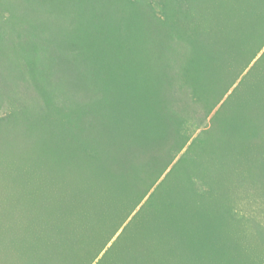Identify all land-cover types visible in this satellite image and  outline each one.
<instances>
[{
    "label": "rangeland",
    "instance_id": "1",
    "mask_svg": "<svg viewBox=\"0 0 264 264\" xmlns=\"http://www.w3.org/2000/svg\"><path fill=\"white\" fill-rule=\"evenodd\" d=\"M13 1L19 7L8 6L2 9L0 6V13L3 14H0V18L5 21L8 19L12 23L11 27L14 28L12 30L10 27L5 30L0 28L4 36V41L0 40V60L4 62L3 66L0 64V143L6 149L5 153L0 150V257L5 256V252L12 253L10 256L18 259V262L10 264H84L83 259L87 251L80 244L83 239L82 225H85V220L76 221L77 241L70 236V244H65V240H69L70 221L66 219V222H61V228L54 226L50 231L43 229L45 223L41 216L47 208L50 210L52 194L44 198L40 197L41 201L29 203L30 200L23 191L28 187L17 182V179L21 181L27 176L32 180V184L40 182L41 178L45 177V173L53 171L56 167L54 154L51 157L50 150L47 155L42 151L35 155H27L28 159H24L23 165L20 166L15 153L25 145V139L30 136L29 125L44 123V119L39 118L44 117L41 112L46 111L37 109H43L47 103L39 73L42 64L40 63L41 45L27 38L23 39L25 43L19 47L15 34L18 32L25 34V30L21 28L23 23L29 26L33 22L42 27L43 23L39 21L43 20L47 23L56 22L52 24L54 26L51 25L53 28L66 29L65 25L69 18L75 19V15L71 11L67 13L68 0H47L53 6L50 9L66 13L50 12L49 14L37 11L33 15L30 12V5L33 3L40 5L43 0ZM142 1L144 0L123 2L127 6L133 5L135 9L139 7L137 22L139 28L144 30L143 33L141 31L144 37L140 39L139 35L128 33L126 37L128 40L121 44V47L125 51L126 49L128 52L131 51L139 59L145 56V59L138 63L142 66L137 71L138 83L158 86L161 80L160 74L173 71L170 67L173 63L169 62V58L164 57V45L151 39L153 34L149 28L156 30L154 35L159 41L162 42L163 39L167 43L168 38L164 36V33L170 30L173 22L180 20L175 4L165 5L160 0H150L152 6L154 4V9L150 10L142 4ZM252 5H255L257 10H252ZM246 7H250L251 10H245ZM201 8L203 15L193 10L192 20H187L188 25L198 28L196 35L207 41L208 49L206 53L203 54V50L198 55L197 63L196 60L194 61L197 67L191 68L188 65L187 67L191 70L182 75L184 85L189 79L194 78V88L200 92V95L198 92L192 95L191 90L186 86L184 89L186 95L183 98L180 96L178 98L177 93L181 95L178 90H175V96L169 97L172 105L178 106L180 100L184 102H182L185 111L183 114L187 119L181 124L177 123L176 127L180 125L182 134L172 142V145L177 144V146L184 143V147L177 152H175L176 148L172 150L175 161L171 166L176 162L179 164L169 178L168 185L171 187L165 192L160 202L157 201V208L174 191L176 197H184L187 200L184 206L188 208H192L195 203L203 204L205 208L201 213L204 216L209 215L207 218L210 220L209 226L215 227L221 235H217V238L209 236V240L206 241L207 235L203 232L206 233L207 230L197 231L188 221L185 228H188L189 240L185 242L198 244L202 248L200 252H173L170 255L164 252L160 256L161 259L158 255L150 257L147 252H124L119 258L125 261L118 259L115 264H264V58L260 60L264 55V46L258 51L264 40V0H243L239 3L232 2V4L228 0H204ZM195 12L200 15H196ZM120 15L124 17L125 13ZM72 25L74 24H69V28H72ZM119 25H121L120 30L123 26L125 27L122 19ZM91 30L95 31V25ZM98 30L101 32L95 33L103 38V45L116 46L114 33L105 29L98 28ZM238 32H241V35L237 34ZM49 33L41 32L44 35ZM253 54H256L255 58L249 63ZM259 60V67L252 70V66ZM146 72L151 74V79H142V74ZM246 72L249 73L248 76ZM231 81L230 86L228 84ZM171 83L175 87L179 86L174 79ZM227 87L230 88L227 94L222 97L218 95L219 91ZM182 88L183 86L179 87L181 90ZM234 88H239L238 93L230 98L232 100H229L230 102L221 112L217 113ZM69 90H75V92L79 90V97L83 99L95 95L90 91L86 93L75 89L73 85L68 86L66 91ZM219 98L222 100H219L215 107H211V104L213 105ZM33 99L37 107L33 106ZM254 104L255 107H253ZM206 108H210L209 114ZM63 110V113L54 114L53 123L57 125L55 130L59 131L58 127L62 122L70 121L72 126L83 130L81 125L90 128L92 116L83 114L78 111V108ZM249 111V116L253 118V129L246 122L247 119L245 120V115ZM235 112L239 114V118L230 122L233 117L231 115ZM70 113L77 114L75 116L80 125L72 121ZM236 121L246 122V125L243 127L241 124L240 127V123H234ZM88 147V157L95 158L97 155L95 150ZM173 153L170 152V155ZM3 154H7V157ZM34 167L39 170L34 171ZM169 170L170 168L166 173ZM25 171H28L29 175L26 176ZM133 187L135 190L131 192L130 199L136 200L140 195L137 191L139 185L133 184ZM38 203H45L47 207L35 219L25 214L29 221L26 219L27 221L19 223L25 218L24 210L33 209L38 213L36 209L42 208ZM117 210L123 215L121 210ZM66 212L68 213L67 208ZM131 217L132 215L124 225ZM136 218L133 224L135 228L132 234L128 233L129 238L126 244L131 245L132 248H135L141 238L142 232L138 227L144 216L140 215ZM47 220L54 225L55 221L51 215ZM115 222H117L116 217H112V223L109 224ZM85 227L83 233L86 240L89 236H87L88 227ZM104 228L103 233L109 238L107 233L108 235L110 233L107 232L109 229L106 223ZM30 230H33L35 234H32ZM121 230L122 228L102 252L111 246ZM56 234L62 239H54ZM46 239H51V249L33 252L36 246L41 245L39 241ZM93 241L94 239L90 238L87 243L88 252H97L101 247L97 241ZM32 243H34L33 247ZM125 243L123 241L122 245ZM51 256L57 258L51 260L49 259ZM10 259L13 258L10 257Z\"/></svg>",
    "mask_w": 264,
    "mask_h": 264
},
{
    "label": "trees",
    "instance_id": "2",
    "mask_svg": "<svg viewBox=\"0 0 264 264\" xmlns=\"http://www.w3.org/2000/svg\"><path fill=\"white\" fill-rule=\"evenodd\" d=\"M124 1L68 0L67 13L68 11L73 12L75 19L69 18L67 26L65 25L66 29L53 28L52 24L56 22L47 23L43 20L39 21L43 23L42 27L33 22L29 26L23 23L21 28L25 30V34L22 32L15 34L19 47L25 43L23 39L27 38L33 39L41 45L40 63L42 64L39 73L47 100L43 109H37L46 111L41 112L44 117L39 118L44 119V123L29 125L30 136L25 139V145L15 152L17 161L22 166L24 159H28L27 155H35L41 151L47 155L50 150L52 152L50 156L52 157L54 154L56 159L54 170L43 172L46 175L41 178L40 182L32 184V180L27 176L29 175L28 171H25L27 177L21 181L17 179V182L28 187L23 191L30 200L29 203L41 201V198L52 194L51 202L49 201L50 210L47 208L41 216L45 223L43 229L50 231L54 226L61 228V222H66V219L70 221L69 240L66 239L65 244H70V236L77 241L76 221L78 219L79 221L85 220V225H82L83 239L80 244L87 251L86 257L83 259L84 264H93L94 262L96 264H115L116 260L122 259L119 256L124 252H147L150 257L151 255L160 257L164 252H168L169 255L173 252H200L202 248L198 244L185 242L189 240V231L188 228H185L188 221L195 226L197 231L207 230L206 233L203 232L204 235H207L206 241L209 240V236L217 238V235L220 234L215 227L209 226L210 220L207 219L209 215L204 216L201 213L205 208L203 204L195 203L192 208H188L184 206L187 200L184 197H176L174 191L157 208V201L160 202L165 192L170 189L169 178L179 164L176 162L171 166L175 161L172 150L176 148L175 152H177L184 147V143L179 146L172 145L174 139L182 134L180 125L176 127L177 123L181 124L187 119L183 114L185 112L183 100L179 101L178 106L172 105L169 97L175 96V90H178L181 92V95L177 93L178 98L179 96L183 98L186 95V90L184 91L186 86L191 90L192 95L198 92L194 88V78L189 79L184 85L182 75L190 69L187 67L188 65L191 68L197 67L194 61L196 60L197 63L198 55L203 50V54L206 53L208 49L207 41L196 35V32L199 31L198 28L188 25L189 21L187 20H192L194 11H199L203 15L201 5L204 0H160L165 5L175 4L180 21H175L176 24L173 22L172 26L170 25V30L164 33V36L168 38L167 43L163 39L162 42L159 41L154 35L156 30L149 28L151 34L154 35H151V39L164 45L163 55L166 59L169 58L170 63H173L170 64L173 71H165L162 75L160 74L159 79L161 80L158 86H153L150 83L148 85L138 83L137 71L142 68L138 63L143 61L145 56L143 55L139 59L131 51L128 52L127 49L125 51L121 47V44L127 42L128 33L139 35L141 39L144 31L143 28H139L137 22L139 7L135 9L133 5L127 6V4H123ZM228 1L232 4V2L239 3L243 0ZM142 4L150 10L154 9V4L152 6L150 0H144ZM0 6L2 9L8 6L19 7L13 0H0ZM30 6L32 15L37 11L49 14L50 12L66 13L50 9L53 6L47 0H43L40 5L33 3ZM251 8L257 10L255 5H252ZM244 9L251 10L250 7ZM237 10L240 9L237 8ZM123 13H125L124 17L120 15ZM121 19L125 27L123 26L120 30ZM69 24L74 25L69 28ZM11 25L12 23L8 19L5 21L0 18L1 29L5 30L10 27L11 29H9L12 30L14 28ZM93 25H95L94 32L91 30ZM98 28L114 33L115 47L102 44L103 38L95 33L100 31ZM41 32L50 33L44 35ZM237 34L241 35V32ZM0 36H2L0 40L4 41L1 31ZM13 38L15 37L13 36ZM263 46L264 40L258 51ZM255 55H251L249 63L255 58ZM263 58L264 55L260 60ZM260 60L252 66V70L259 67ZM3 63L0 60L2 66ZM144 65L147 66L145 63ZM248 74L246 72L247 76ZM142 77V79H151V74L146 72L142 74ZM173 79L179 83V86L175 87L171 83ZM231 83L232 81L228 85ZM71 85L75 89L86 93L90 91L95 95L86 99L80 98L79 90H76L77 92L75 90L66 91ZM65 86L66 88H64ZM182 86V90L179 89ZM229 87L223 88L224 90L219 91L218 95L222 97L227 94L230 90ZM238 89L234 88L217 113L221 112L232 100L230 98L238 93ZM198 94L200 95V92ZM219 100L222 99L219 98L213 105L211 104V107H215L220 102ZM32 104L37 107L34 99ZM242 105L244 106L243 103ZM76 108L83 114L87 113L89 117H93L90 128L81 125L83 130L80 127L72 126L70 121L69 123L62 122L58 127L59 131L55 130L57 125L53 123L54 114L63 113V109L67 111ZM210 108H206L207 114H209ZM249 113L250 111L245 115V120L247 119L246 122L253 129V118L249 116ZM75 115L77 114H71L70 117L72 116V121L80 125ZM231 116L233 117L230 122L239 118V114L236 112ZM246 122L236 121L234 123H240V127L241 124L244 127ZM61 133L62 135H60ZM0 145L1 152L5 153L4 145L1 143ZM88 146L95 150L97 154L95 158L88 157ZM170 152L173 155H170ZM3 155L7 157V154ZM169 168L170 170L166 173ZM37 169L34 167V171L37 172L39 170ZM163 175L164 177H162ZM133 184L139 185L137 191L140 195L136 200L130 199L131 192L135 190ZM38 204L42 207L36 209L38 213L33 209L24 210L25 218L19 223L26 219L29 221L27 214L35 219L47 207L45 203ZM130 205L132 206L130 207ZM117 209L121 210L123 215ZM49 215L55 221L54 225L47 220ZM131 215V219L124 225ZM140 215L144 216L138 227L142 235L135 248H132L131 245H126L129 238L128 233L132 234L135 228L133 224L136 217ZM112 217H116L117 222L110 225ZM105 223L109 229L107 231L110 233L109 235L107 233L109 238L103 233ZM85 226L88 227L87 236H89L86 240L83 233ZM121 228L122 230L115 241L105 252H102ZM33 230L30 231L35 234ZM53 238L62 239V237H57V234ZM90 238H93L101 246L97 252H88L87 243ZM123 241L126 242L124 245H122ZM39 242L41 245L36 246L33 252L51 249V239ZM31 246L33 247L34 243ZM119 250L121 252H118ZM10 254L12 253L5 252V256L0 257V264L18 262V259ZM10 257L13 258V261ZM56 258L49 257L51 260ZM187 259L190 261L189 258Z\"/></svg>",
    "mask_w": 264,
    "mask_h": 264
}]
</instances>
